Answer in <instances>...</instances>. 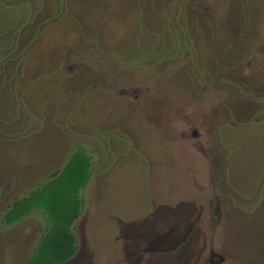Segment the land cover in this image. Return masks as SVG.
I'll return each instance as SVG.
<instances>
[{
	"label": "rangeland",
	"instance_id": "1",
	"mask_svg": "<svg viewBox=\"0 0 264 264\" xmlns=\"http://www.w3.org/2000/svg\"><path fill=\"white\" fill-rule=\"evenodd\" d=\"M148 94L162 106L140 104ZM171 125L191 179L177 191L204 196L190 264H264V0H0V264H29L55 221L37 210L8 224L12 201L92 152L154 173L155 130ZM64 149L51 178L43 160ZM84 246L55 264L95 263Z\"/></svg>",
	"mask_w": 264,
	"mask_h": 264
},
{
	"label": "crops",
	"instance_id": "2",
	"mask_svg": "<svg viewBox=\"0 0 264 264\" xmlns=\"http://www.w3.org/2000/svg\"><path fill=\"white\" fill-rule=\"evenodd\" d=\"M138 97L142 105L151 102L155 107L157 104L162 106L159 101L161 98L157 95ZM164 109L168 110L166 107ZM157 111L161 112L163 118L164 112L160 109L155 112ZM142 118L146 116L142 114ZM166 129L155 130L153 136L156 138V152L165 159L163 163L158 161L159 168L154 173L149 164L130 166L125 161L119 162L129 152L121 153L117 149H111L109 151H113V154L110 152L109 155L115 157L106 162L101 159L97 164L95 156L93 157L95 152L90 150V177L72 201L73 214L77 213V216L71 229H74L78 247L73 257H77L83 246L86 248L89 244L91 257L95 261L93 264H190L194 259V242L192 240L188 243L186 236L193 234L195 219L204 217L203 212L199 211L202 210L200 203L204 202V196H190L184 190L177 191L178 187L186 188L191 182V179L182 178V175L178 178V170L175 168L177 148L172 143L177 142L183 132L172 130V125L170 129ZM66 150L64 149L63 155H51L43 160L44 171H48L51 178L62 175ZM28 165L31 163L25 166ZM8 171L11 181L16 171L12 168L6 170ZM155 172L158 174L155 175ZM8 186L7 183L2 186L1 195L4 194L5 198L12 193V190L8 191ZM132 189L135 190L131 191ZM34 190L25 197H29ZM242 197L240 196L241 200ZM16 200L8 205L4 220ZM53 206V211L44 205L35 207L24 217L37 210L42 211L47 218L60 216V207ZM233 207L238 211L236 206ZM50 212L56 215L48 214ZM50 226L49 224L48 229Z\"/></svg>",
	"mask_w": 264,
	"mask_h": 264
},
{
	"label": "trees",
	"instance_id": "3",
	"mask_svg": "<svg viewBox=\"0 0 264 264\" xmlns=\"http://www.w3.org/2000/svg\"><path fill=\"white\" fill-rule=\"evenodd\" d=\"M78 155L79 154H75L72 159H76L77 157L82 159V157ZM79 162L82 166L80 167L79 165L73 172L70 174L68 173L65 182H60L61 177H59V179L54 180L52 183L46 184L45 189L40 187L33 191L29 197L16 200L7 213L4 221L8 224H12L30 213L35 207L44 205L48 208L49 203L52 209L54 207L53 205L60 207L62 217L61 215L57 217L55 214L53 225L50 226L49 232L43 235L29 264H55L68 260L77 251V238L71 229V225L77 213H74L73 215L75 216L73 217L65 218L66 212L63 210V205L66 206L69 204L70 207L72 206L73 199L77 197L79 190L86 184L90 177L91 160L86 157V159ZM62 175L64 176L65 174ZM53 185L56 186L53 188L52 192H54V196L51 198V196L46 195L45 192L48 187ZM56 198L62 205L59 206L57 203L53 202ZM50 201H52V203ZM63 219L68 220L62 221Z\"/></svg>",
	"mask_w": 264,
	"mask_h": 264
}]
</instances>
